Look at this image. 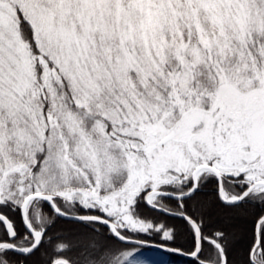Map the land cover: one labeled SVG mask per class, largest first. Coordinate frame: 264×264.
<instances>
[{
  "label": "snow or ice",
  "instance_id": "obj_1",
  "mask_svg": "<svg viewBox=\"0 0 264 264\" xmlns=\"http://www.w3.org/2000/svg\"><path fill=\"white\" fill-rule=\"evenodd\" d=\"M206 190L264 264V0H0V264H235Z\"/></svg>",
  "mask_w": 264,
  "mask_h": 264
},
{
  "label": "rangeland",
  "instance_id": "obj_2",
  "mask_svg": "<svg viewBox=\"0 0 264 264\" xmlns=\"http://www.w3.org/2000/svg\"><path fill=\"white\" fill-rule=\"evenodd\" d=\"M209 207L212 208V213L209 216V222L214 227L223 228L231 234V246H235L240 253L239 260L243 259L245 248H247L248 238L251 237L252 222L251 213L248 212H236L233 210H226L217 205H211L212 202H208ZM79 231V229H77ZM246 245V246H245ZM236 250V249H235ZM152 252V251H150ZM157 259L162 258L165 261V257L160 252H152ZM38 254L34 257L33 263L43 264V257ZM237 260V259H236Z\"/></svg>",
  "mask_w": 264,
  "mask_h": 264
},
{
  "label": "trees",
  "instance_id": "obj_3",
  "mask_svg": "<svg viewBox=\"0 0 264 264\" xmlns=\"http://www.w3.org/2000/svg\"><path fill=\"white\" fill-rule=\"evenodd\" d=\"M201 201L203 202L205 208H206V215H207V223L209 225V228L210 230L211 229H215V228H218V227H214L212 226V224H210L209 222V216H211L210 214L212 213V208L209 207V204L208 202L211 203L212 201V196H211V192L210 190H206L205 192V195H203L201 197ZM211 205H217L215 203L212 202ZM218 206V205H217ZM220 207V206H219ZM222 208V207H221ZM224 209V208H223ZM226 210H229V209H226ZM260 211V209L258 208H251L249 211H247L248 213H251V218H254V216L256 214H258ZM145 215H149V216H152L154 215V213H152L151 211L145 209V212H144ZM161 219H167V222L168 223H171V224H175V223H178L176 220L172 219V218H165V217H160ZM77 229H79V226L77 225H71V224H68L66 222H64L63 220L59 221L55 228L53 229L54 232H63V233H72V232H75L77 231ZM80 230V229H79ZM247 244L249 243L250 239L248 238V240H246ZM183 242V241H182ZM246 246V245H245ZM234 248H232L231 246V256H232V259L235 261V264H242V260H239V257H240V253L238 252L237 248L235 246H233ZM236 249V250H235ZM246 250V248H245ZM149 251V250H148ZM156 252H160L161 254L164 255L165 257V261H164V264H187L188 260L190 258H186V257H183V256H180L178 254H173V253H169V252H165V251H160V250H156ZM245 253V252H244ZM38 256V255H37ZM36 256V257H37ZM41 257V256H40ZM237 259V260H236ZM35 260L33 259L32 261V264H36V263H33ZM43 262H44V257H43Z\"/></svg>",
  "mask_w": 264,
  "mask_h": 264
},
{
  "label": "water",
  "instance_id": "obj_4",
  "mask_svg": "<svg viewBox=\"0 0 264 264\" xmlns=\"http://www.w3.org/2000/svg\"><path fill=\"white\" fill-rule=\"evenodd\" d=\"M149 251H152V252H156V248H152V249H148ZM166 252V251H165ZM170 253V252H169ZM183 257H185V256H183ZM186 258H189V257H186Z\"/></svg>",
  "mask_w": 264,
  "mask_h": 264
}]
</instances>
